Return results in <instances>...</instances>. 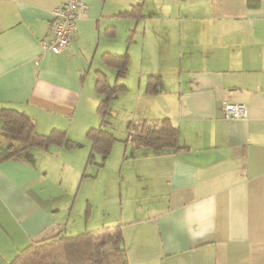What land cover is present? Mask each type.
Here are the masks:
<instances>
[{"label":"crops","instance_id":"crops-1","mask_svg":"<svg viewBox=\"0 0 264 264\" xmlns=\"http://www.w3.org/2000/svg\"><path fill=\"white\" fill-rule=\"evenodd\" d=\"M66 1L0 0V108L25 111L39 133L88 138L102 125L97 70L117 78L102 55L128 51L127 86L110 105L131 95L138 109L127 121L168 116L187 145L154 155L113 144V155L123 149L118 222L129 263L264 264V0H82L88 9L66 49L43 51ZM140 1L142 17L116 16ZM151 74L162 76L159 94L145 91ZM229 102L244 103L247 115L224 116ZM3 124L0 116V264H8L44 235L77 234L79 220L74 184L55 183L44 160L55 144L22 149ZM89 164L69 166L74 182L93 176Z\"/></svg>","mask_w":264,"mask_h":264},{"label":"trees","instance_id":"trees-1","mask_svg":"<svg viewBox=\"0 0 264 264\" xmlns=\"http://www.w3.org/2000/svg\"><path fill=\"white\" fill-rule=\"evenodd\" d=\"M116 16L136 19L142 17L143 1L118 12ZM114 32L115 28L111 26L109 33ZM130 39L131 36L128 41ZM102 58L107 66L115 68L117 78L114 83H110L106 73L97 70L94 88L100 94L98 113L102 125L91 127L87 131V136L91 140L87 163H96L99 166H104L113 144L119 139L110 122L113 115L110 102L126 89L124 79L129 74L130 54L128 51L105 52ZM164 87L161 75H148L145 87L147 93L159 94ZM0 116L3 118L5 131L24 140L25 146L22 149L33 145L47 149L52 144L71 148L77 144L69 137L66 129L55 127L48 133H39L35 129L34 121L25 111L3 107L0 108ZM124 141L149 147L154 155L173 153L187 148V145L180 141L178 127L168 116L158 121L129 120ZM98 154L100 162H94ZM122 226V223H117L108 228L87 230L78 234L66 233L61 229L55 234L44 235L20 248L8 264H130L124 245Z\"/></svg>","mask_w":264,"mask_h":264},{"label":"rangeland","instance_id":"rangeland-1","mask_svg":"<svg viewBox=\"0 0 264 264\" xmlns=\"http://www.w3.org/2000/svg\"><path fill=\"white\" fill-rule=\"evenodd\" d=\"M109 79V81L113 83L115 80V73L112 74V77L109 76ZM134 81L138 82V78L135 77ZM130 98H132L131 95L124 96L122 99H117L118 101H113L111 105L113 115L110 118V122L114 127L115 134L119 138L115 141L118 145L125 144V142L120 140H124L127 133L128 121L130 118H133L130 117L127 121L126 115H132L138 109V104H136L137 101ZM151 103L150 101H145V106L148 107ZM98 125L99 123L96 126ZM130 144L131 146H135L133 142H130ZM90 148L91 140L81 136V138H78L77 144L73 149L65 146L59 147V145H53L50 147L51 152L48 153L49 155L47 154L44 159L46 162H50L48 164L49 175H54V170L58 173L54 178L55 183L63 181V176H65L66 182L74 184V189L68 193L71 198L74 196L75 199L74 218L75 220L77 218L79 221L77 223L71 222L72 225L74 223V226L79 229L76 230L77 232H73L77 234L87 230L108 228L119 223L118 221H121L123 218V171L121 166V162L123 161V149L121 147L118 146L115 150V155H113V148L104 166L90 163L87 172L93 173V176L85 177L82 182L81 180H75L74 182V180H72L73 177L69 175L70 165L76 167L79 165L80 160L81 162H87ZM141 149L152 150L149 147H143ZM65 158H67L66 164L64 162ZM71 160L73 162H70ZM94 162H100L99 154ZM82 167L84 168V166ZM66 187L69 190L68 186Z\"/></svg>","mask_w":264,"mask_h":264},{"label":"built area","instance_id":"built-area-1","mask_svg":"<svg viewBox=\"0 0 264 264\" xmlns=\"http://www.w3.org/2000/svg\"><path fill=\"white\" fill-rule=\"evenodd\" d=\"M88 5L82 0H67L54 9L52 34L49 38H42L40 45L43 51L61 53L72 39L77 21L86 12ZM247 109L244 103L229 102L224 105V116L245 117Z\"/></svg>","mask_w":264,"mask_h":264}]
</instances>
